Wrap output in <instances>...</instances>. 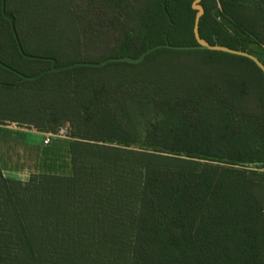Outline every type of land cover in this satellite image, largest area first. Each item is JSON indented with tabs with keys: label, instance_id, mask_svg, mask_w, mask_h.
Segmentation results:
<instances>
[{
	"label": "trees",
	"instance_id": "1",
	"mask_svg": "<svg viewBox=\"0 0 264 264\" xmlns=\"http://www.w3.org/2000/svg\"><path fill=\"white\" fill-rule=\"evenodd\" d=\"M192 1L104 0L114 2L116 14L108 32L101 28L105 37L98 38L99 44L115 41L116 48L108 57H136L164 43L169 16V44L194 45ZM201 5L202 38L210 44L247 50L264 64V0H201ZM5 10L15 18L24 53L54 58L59 64V52L50 47L29 52L16 10ZM0 23L6 25L9 49L17 60L8 62L0 54L2 63L23 74L22 63L49 67V60L22 57L9 22L2 16L1 0ZM167 53L199 54V66L216 65L223 59L250 65L261 85L257 101L263 111L242 110L243 98L238 97L245 84L229 75L223 76L224 85L205 82L197 89L199 95L211 98L152 95L132 99L136 107L152 115L147 124L144 118H128L132 127L145 122L143 148L129 149L139 140L136 130H124L122 119L112 116L107 105L112 92L90 80L66 81L67 93L38 99L50 101L45 106L48 119L76 122L70 141V175L34 174L20 182L0 172L1 262L264 264V77L246 58L209 50L161 48L143 61ZM135 65L109 63L46 75L98 74L108 66ZM0 70L13 78L0 80L5 89L16 90L38 80L17 82L16 74ZM112 76L105 78L125 81V77ZM55 128L43 130L54 133ZM89 151L93 152L91 169L83 159Z\"/></svg>",
	"mask_w": 264,
	"mask_h": 264
},
{
	"label": "rangeland",
	"instance_id": "2",
	"mask_svg": "<svg viewBox=\"0 0 264 264\" xmlns=\"http://www.w3.org/2000/svg\"><path fill=\"white\" fill-rule=\"evenodd\" d=\"M5 3L8 9L16 10L18 28L27 40L28 51L39 53L45 47L57 50L60 54L58 65L75 61L98 62L103 56L108 57L116 48L115 41L105 40V44L100 45L98 40V38L105 37L101 33L102 27L104 32H108L111 28V21L116 14L113 11L114 2L109 3L104 0H5ZM10 51L6 37V25L0 23V54L8 62H17ZM199 61H201L199 54L167 53L148 58L133 67L108 66L101 72H95L98 74L73 71L69 74L46 75L36 82L23 83L16 90L0 87V125L9 126L0 128V136H9L10 133L7 134V132L12 129H28L38 132L45 128L56 127L54 131L63 129L61 136L71 138L76 131V122L66 119L61 121L60 118L53 122L48 119L46 115L49 112L45 106L50 101L38 98H59L60 91L64 93L68 91L64 87L66 81L73 84L76 79L80 82L94 81L98 86L112 92L113 96L107 103L112 108V116L122 119L124 130H136L139 140L137 143H131L129 149L143 148L140 143L144 132L142 125L145 122L147 124L152 115L145 108L135 106L134 101L138 98H149L152 95L153 98H211L207 95H199L197 89L205 82L224 85L226 78L223 76L229 75L239 79L237 82L242 81L245 84L243 94L238 97L243 98L242 110L252 113L263 111L257 101L261 85L257 73L250 65L223 59L216 65L199 66ZM160 63L165 64L160 65ZM20 66L23 72L32 75L47 68L48 64L22 63ZM112 75L125 77L124 83H120L117 76V81L105 78ZM0 80L11 81L13 78L0 70ZM235 94L238 96L237 91ZM233 98L237 97L233 95ZM128 118L137 120L144 118L145 122L139 121L137 126L132 127L127 123ZM89 153V156H84L83 159L91 169L94 162L91 156L93 152L89 151ZM0 208H3L1 200ZM1 264L8 263L3 261Z\"/></svg>",
	"mask_w": 264,
	"mask_h": 264
},
{
	"label": "crops",
	"instance_id": "3",
	"mask_svg": "<svg viewBox=\"0 0 264 264\" xmlns=\"http://www.w3.org/2000/svg\"><path fill=\"white\" fill-rule=\"evenodd\" d=\"M8 133L0 136V172L4 178L27 182L34 174L70 175L71 138L54 135L43 145L44 135L50 132L12 129Z\"/></svg>",
	"mask_w": 264,
	"mask_h": 264
},
{
	"label": "water",
	"instance_id": "4",
	"mask_svg": "<svg viewBox=\"0 0 264 264\" xmlns=\"http://www.w3.org/2000/svg\"><path fill=\"white\" fill-rule=\"evenodd\" d=\"M5 4H6L5 0H1L2 16L4 19H6L9 22L10 30L14 36L18 50H19L20 54L22 55V57L25 59H36V60L37 59H46V60L50 61L49 67L42 69V70H40V71H38L32 75H26V74L20 73V72L12 69L11 67L7 66L6 64H4L0 61V67L4 68L10 72H13L14 74H16L19 77V80L17 82L25 81V80L26 81L37 80L46 74L61 72V71L76 68V67L100 68V67H103L109 63H118V62H126L128 64H139L144 60V58L148 54H150L151 52H153L157 49H161V48L170 49V50H177V51L209 50V51L223 52V53H227L230 55L243 57V58H246V59L252 61L255 64V66L261 71V73L264 77V64L256 56H254L253 54H251L247 50L233 49V48H230V47H227L224 45H220L217 43L210 44L208 41H206L204 38H202L200 36V34H199V21H200V18L202 17V15L204 13L203 7L201 5V0H193L191 2V5H190L191 9L195 11V15H194V19H193V25H192V34H193V38L195 40L194 45L182 46V45L169 44V42L167 40V31L171 27L172 21L170 20V17L168 16L169 26L164 33V43H160V44H156L154 46H151V47L147 48L146 50H144L143 52H141L136 57H132V56L107 57V58H104L98 62L75 61V62L62 64V65H58L54 58H42L40 56L29 55V54L24 53V51L20 45V42L18 40L17 32L15 29L14 16L12 15L11 12H8L5 10L6 9ZM163 10L164 11L166 10L165 2H163Z\"/></svg>",
	"mask_w": 264,
	"mask_h": 264
},
{
	"label": "built area",
	"instance_id": "5",
	"mask_svg": "<svg viewBox=\"0 0 264 264\" xmlns=\"http://www.w3.org/2000/svg\"><path fill=\"white\" fill-rule=\"evenodd\" d=\"M63 132H64V130L60 129V130L56 131L55 133L45 134L43 137V140H42L43 145H47L54 135H60V136L63 135Z\"/></svg>",
	"mask_w": 264,
	"mask_h": 264
}]
</instances>
